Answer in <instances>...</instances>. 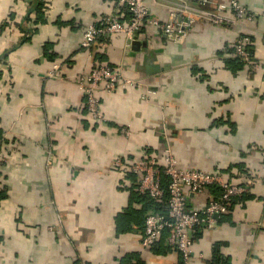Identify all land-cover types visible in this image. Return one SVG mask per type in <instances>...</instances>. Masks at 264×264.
Instances as JSON below:
<instances>
[{
	"label": "crops",
	"instance_id": "crops-1",
	"mask_svg": "<svg viewBox=\"0 0 264 264\" xmlns=\"http://www.w3.org/2000/svg\"><path fill=\"white\" fill-rule=\"evenodd\" d=\"M158 1L151 16L166 20ZM239 1L254 21H199L181 41L146 23L130 45L114 33L84 48L90 23L129 19L125 4L0 0V264H179L168 231L142 245L148 204L131 171L168 146L182 167L253 180L247 199L198 232L191 264H264V0ZM244 35L256 69L228 63ZM101 63L137 83L101 90L106 121H95L77 76ZM209 195L192 193L191 205Z\"/></svg>",
	"mask_w": 264,
	"mask_h": 264
},
{
	"label": "built area",
	"instance_id": "built-area-1",
	"mask_svg": "<svg viewBox=\"0 0 264 264\" xmlns=\"http://www.w3.org/2000/svg\"><path fill=\"white\" fill-rule=\"evenodd\" d=\"M117 1L126 5L130 14L129 19L125 21L112 15H103L89 24L81 42L82 47L89 48L100 37L106 38L114 33L125 34L130 45L136 39L137 32L146 23L157 26L171 39L181 41L199 21L227 26L232 23H248L258 16L239 0L219 2L214 9L206 8L210 0L163 2L155 0L166 4L168 8L169 16L166 20H162L151 16L148 0ZM248 42L249 37H239L234 44L236 53L245 60L251 61L252 68L256 69L259 63L252 61L250 52L246 48ZM77 82L86 96L87 109L95 121H106L100 97L101 90L114 92L137 83L135 79L126 75L123 67H114L107 63H101L92 70L79 74ZM6 161L5 157L0 156V169ZM124 162L122 157L114 159L117 167L123 166ZM131 171L138 175V192L148 194L154 199L163 198L166 192L163 176L168 177V214L159 211L148 213L142 245L153 246L168 231L169 244L179 251L187 264H191L193 258L196 230L215 227L218 217L228 212L233 197L249 189L246 183L233 181L221 172L180 166L170 146L165 148L162 159L157 155H149L142 161L133 162ZM252 182L253 180L250 183ZM210 185H218L222 188L221 197L216 198L210 194L206 202L192 206L191 194L209 193ZM120 264L138 263L136 259H132Z\"/></svg>",
	"mask_w": 264,
	"mask_h": 264
},
{
	"label": "trees",
	"instance_id": "trees-1",
	"mask_svg": "<svg viewBox=\"0 0 264 264\" xmlns=\"http://www.w3.org/2000/svg\"><path fill=\"white\" fill-rule=\"evenodd\" d=\"M39 11H41V4H38V6L36 7ZM129 12V11H128ZM130 16V14H129ZM144 30V27H142L137 33L141 32ZM30 36V35H28ZM244 36H247L249 37L248 35H244ZM243 37V36H242ZM28 39V37H27ZM100 40V41H99ZM105 40V37H100L97 41L98 42H101ZM247 50L250 52V56H251V59L252 61H255V55H254V47L251 45V44H248L246 46ZM234 52H235V56L232 60H229L228 63L230 64V66L233 68L234 66H241V67H246V66H251V61H248V60H245L241 55H238L236 53V49H235V45H234ZM256 62V61H255ZM231 64H235V65H231ZM253 69V68H252ZM251 69V70H252ZM164 178V183H165V187H166V192L163 196V198H160V199H154L153 197L149 196L148 194H142L140 192L139 195L142 199L146 200L147 204H148V213L150 212H155V211H159V212H163V213H167L168 214V205H167V200H168V197H169V193H168V190H167V184H168V177L166 175L163 176ZM246 185H249V184H246ZM209 193L210 194H213L216 198H219L221 197L222 195V188L219 187L218 185H210V188H209ZM250 193L249 189L248 191H245L244 193L240 194V195H236L235 197H233L230 205H229V208H231L232 204L235 203L238 199H240L241 197L243 196H246V199L247 197L249 196L248 194ZM248 195V196H247ZM209 199V198H208ZM229 211V210H228ZM226 213H224L223 215H225ZM148 215V214H147ZM222 216V215H221ZM147 217V216H146ZM203 230V229H202ZM201 231L200 229L196 230V233H195V238L196 236L198 235V232ZM217 258L219 261L222 260V256L221 254L218 252V250L216 249L215 251ZM182 256V255H181ZM132 259H136V258H133L130 257L129 259L121 262V263H126L128 261H131ZM137 261V259H136ZM138 263V262H137ZM179 264H187L184 260V258L182 257V261L179 263Z\"/></svg>",
	"mask_w": 264,
	"mask_h": 264
}]
</instances>
